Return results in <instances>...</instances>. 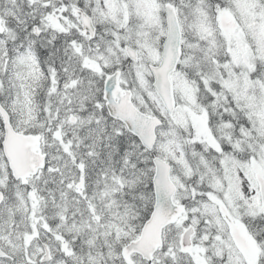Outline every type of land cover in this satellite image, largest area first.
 Returning a JSON list of instances; mask_svg holds the SVG:
<instances>
[{
  "label": "snow or ice",
  "instance_id": "6c2138e0",
  "mask_svg": "<svg viewBox=\"0 0 264 264\" xmlns=\"http://www.w3.org/2000/svg\"><path fill=\"white\" fill-rule=\"evenodd\" d=\"M0 264H264V0H0Z\"/></svg>",
  "mask_w": 264,
  "mask_h": 264
}]
</instances>
